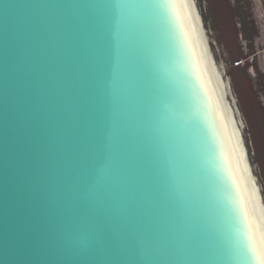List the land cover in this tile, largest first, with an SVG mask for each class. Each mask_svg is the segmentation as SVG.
<instances>
[{
	"label": "water",
	"instance_id": "obj_1",
	"mask_svg": "<svg viewBox=\"0 0 264 264\" xmlns=\"http://www.w3.org/2000/svg\"><path fill=\"white\" fill-rule=\"evenodd\" d=\"M263 164L259 0H0V264H264Z\"/></svg>",
	"mask_w": 264,
	"mask_h": 264
},
{
	"label": "trees",
	"instance_id": "obj_2",
	"mask_svg": "<svg viewBox=\"0 0 264 264\" xmlns=\"http://www.w3.org/2000/svg\"><path fill=\"white\" fill-rule=\"evenodd\" d=\"M223 35H224L225 42L227 43V45H228L230 48L233 47V46H231L232 42H231V39H230L229 35H228V34L226 35V33H225V34L223 33ZM232 49H233V48H232ZM235 65H238V64H235ZM261 167H263V170H264V164H263Z\"/></svg>",
	"mask_w": 264,
	"mask_h": 264
},
{
	"label": "rangeland",
	"instance_id": "obj_3",
	"mask_svg": "<svg viewBox=\"0 0 264 264\" xmlns=\"http://www.w3.org/2000/svg\"><path fill=\"white\" fill-rule=\"evenodd\" d=\"M259 4H260V9H262V15L264 20V0H259Z\"/></svg>",
	"mask_w": 264,
	"mask_h": 264
}]
</instances>
